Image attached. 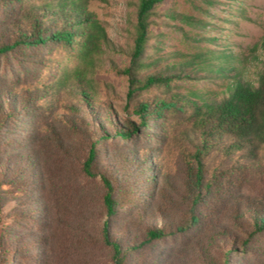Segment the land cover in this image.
<instances>
[{"label": "rangeland", "instance_id": "1", "mask_svg": "<svg viewBox=\"0 0 264 264\" xmlns=\"http://www.w3.org/2000/svg\"><path fill=\"white\" fill-rule=\"evenodd\" d=\"M36 3L0 0V39ZM137 3L88 0L107 37L89 62L76 45L57 43L0 54V241L11 254L0 264H116L106 237L121 245L123 264H223L225 258L264 264V230L250 235L248 220L256 209L264 214V150L255 159L249 149L233 157L210 153L205 181L213 175L214 186L204 196L201 222L178 231L189 210L180 161L186 126L180 114L157 117L153 105L211 85L175 80L128 100L125 70L135 49ZM154 12L141 58L147 66L138 69V79L163 64L179 66L213 42L244 54L254 69L264 0H163ZM64 77L68 86L60 90ZM85 79L95 90L89 102L68 92ZM143 100L153 110L148 127L135 113ZM128 123L136 127L129 138L111 133ZM96 141L95 175L89 176L83 166ZM102 172L115 188L113 215ZM162 228L165 236L149 240V230Z\"/></svg>", "mask_w": 264, "mask_h": 264}, {"label": "trees", "instance_id": "2", "mask_svg": "<svg viewBox=\"0 0 264 264\" xmlns=\"http://www.w3.org/2000/svg\"><path fill=\"white\" fill-rule=\"evenodd\" d=\"M32 1L37 3L25 11L22 18L23 24L20 22L15 24V29L9 30L0 39V54L15 47H44L49 43H57L65 47L76 45L79 56L85 62H89L100 53L107 40L106 32L89 10L88 0ZM162 2L163 0H138L135 49L132 65L125 70V73L130 82L128 100H131L139 91L149 90L158 85H169L175 80H197L211 85L208 88L191 90L183 96L177 95L169 100L162 98L153 105L158 114L157 117L163 111L174 115L180 114L186 126L184 135H187V138L182 146L180 161H184L185 165L183 166L187 176L184 184L185 201L189 205V210L186 220L178 227V231L183 232L200 224L204 196L214 186L213 175L209 181H205V163L207 164L210 153L222 152L227 157H233L246 153L249 149V157L255 159L258 153L264 150V37L252 52L253 60L256 62L253 70L244 54H234L218 49V45L213 42V48L197 52L190 60L181 62L179 66L163 64L155 73L138 79V69L147 66L141 62V58L146 49L151 17L155 13L156 6ZM183 20L189 22L192 19L190 16H183ZM184 71H187L185 75H183ZM66 80L64 77L58 84L60 90L68 86ZM71 87L72 90L68 92L75 99L83 97L89 102L95 95L92 80L85 79ZM152 111V105L149 102L143 100L137 104L135 113L143 126L148 127V121L153 119L149 118ZM127 125L128 128L126 126L113 129L111 133L127 139L136 130L133 123ZM106 135L105 132L101 134V136ZM97 143L96 141L91 146L83 166L85 173L89 176L95 175L92 165L97 158ZM100 175L107 188L104 195L107 212L113 215L115 188L109 174L102 172ZM162 184L167 185L165 176ZM165 190H168L167 187L161 188V192ZM162 197L164 198V195ZM1 207L0 194V213ZM167 207L174 209L171 205ZM252 214L254 215H251L248 220L252 221L253 228L249 234L253 236L264 230V214H260L258 209ZM148 235L149 240L158 239L165 236L166 231L164 228L149 230ZM106 243L114 251L115 263L123 264L124 255L121 245L108 237H106ZM10 256L8 246L0 241V258L8 261ZM225 256H228V252ZM223 264H228L226 258Z\"/></svg>", "mask_w": 264, "mask_h": 264}]
</instances>
